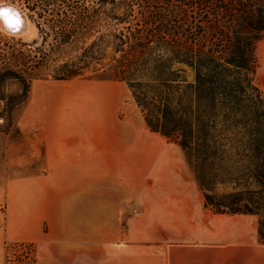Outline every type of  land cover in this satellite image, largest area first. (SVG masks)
<instances>
[{"label": "crops", "instance_id": "1", "mask_svg": "<svg viewBox=\"0 0 264 264\" xmlns=\"http://www.w3.org/2000/svg\"><path fill=\"white\" fill-rule=\"evenodd\" d=\"M256 57L264 93V39ZM59 97L34 92L20 121L9 161L42 169L0 187V264L6 243L32 244L35 264H264L258 217L206 208L184 152L126 108L123 83Z\"/></svg>", "mask_w": 264, "mask_h": 264}, {"label": "trees", "instance_id": "2", "mask_svg": "<svg viewBox=\"0 0 264 264\" xmlns=\"http://www.w3.org/2000/svg\"><path fill=\"white\" fill-rule=\"evenodd\" d=\"M22 1L42 39L32 48L43 57L18 52L6 59L0 49V82L22 83L19 103L28 98L26 75L32 69L47 71L55 81L91 72L90 77L127 84L147 127L184 152L206 208L220 215L257 216L264 244V152L262 162L247 174L260 189L250 190L240 182L243 178L212 166L224 158L210 146L220 122L228 131L236 130L248 111L258 116L264 93L256 83V48L264 39V0H171L157 11L152 10L157 3L147 0H97L93 5L84 0ZM79 43L74 58L48 56ZM175 65L189 69L194 82L181 80L183 71ZM13 67L24 68L26 75ZM217 183H234L245 191L218 199L212 194ZM12 244L32 247L26 259L36 263L32 244Z\"/></svg>", "mask_w": 264, "mask_h": 264}, {"label": "rangeland", "instance_id": "3", "mask_svg": "<svg viewBox=\"0 0 264 264\" xmlns=\"http://www.w3.org/2000/svg\"><path fill=\"white\" fill-rule=\"evenodd\" d=\"M88 5H93L97 0H84ZM144 2L145 0H138ZM150 2H156V9L153 11L162 10L167 8L171 0H147ZM4 3H13L18 6L26 17L29 19V12L25 7L24 1L22 0H0V5ZM30 23L33 25L34 34L32 36H27L26 40L20 38L19 36H11L0 30V49L3 54H5L6 59L11 57L12 53L17 54L22 52L24 57L31 55V57L37 56L39 60L42 59L41 52L36 51L32 48L34 41H37L36 46L41 45L40 32L37 29L36 25L29 19ZM29 40H28V39ZM88 42H91L88 41ZM82 44L79 43L76 46H67L61 52L53 55L51 52L48 53V56L59 57V61L67 60L74 58L79 54L78 48ZM35 47V46H34ZM48 50V46L45 47V50ZM2 60V59H1ZM13 63V61H7ZM174 69H180L183 72L181 73V80H184L186 83L190 84L194 82L193 73L181 66L175 65ZM13 71L16 73H23L24 68L16 69L13 67ZM47 71L41 70H28L26 79L30 83L31 90L29 91L28 98L19 103V99L22 95L23 85L18 80H5L0 82V187L4 189L8 180L12 178H22L34 175L38 172H41L42 166L40 163H34L30 166L20 167L16 166L13 163L15 162V156L12 157V160L9 161L10 154L16 155L19 151L22 153L23 147L25 146V138L22 133V129L19 124L25 110L30 106V101L34 92H39L44 96V98L55 99L57 97L63 98L62 96L66 94H71L75 90V86L78 84H88V83H97L102 81H107L98 77H90L91 72H87V77L77 78L70 81H55L51 77L47 76ZM125 90L129 92V106L127 109L137 108L138 111L144 116L142 110L136 104V101L133 97L132 91L129 86L123 83ZM82 92V90H81ZM1 98H11V102L7 103L2 101ZM12 103L13 109L10 111L8 109L9 104ZM170 103H175V95L170 97ZM58 107H66V103L63 101L59 103ZM260 109L258 116L251 114L249 111L246 113L244 118V125L239 126L238 129H226L219 119V125L217 128V133L214 132V138L210 141L211 151L216 152L218 155L224 158L223 161H215L212 166L218 170H229L236 175V178H243L242 184L247 185L250 190H258L260 187L253 182V180L247 177V174L256 168L259 165L264 152V98L259 105ZM242 119V117H239ZM145 119V117H144ZM17 148V149H16ZM8 150H11L10 153ZM222 158V159H223ZM238 180V179H237ZM240 191H245L243 186L237 187L234 183L232 184H215L212 194H214L218 199L226 195L237 193ZM203 192V191H202ZM204 194V193H203ZM6 206L5 197L2 196L1 199V211H4ZM29 245L27 243H24ZM34 248V246H33ZM4 264H30L28 263L27 253L32 252V247H19L15 246L12 243L5 244L4 251ZM9 260V262H7Z\"/></svg>", "mask_w": 264, "mask_h": 264}, {"label": "bare ground", "instance_id": "4", "mask_svg": "<svg viewBox=\"0 0 264 264\" xmlns=\"http://www.w3.org/2000/svg\"><path fill=\"white\" fill-rule=\"evenodd\" d=\"M1 6L6 8V10L0 14V22L4 28L10 29L12 25L17 27L24 22L25 29L21 34H19L21 35L19 37L26 40L27 36H32L34 34L33 25L30 23V21L20 8H18L17 6H12L10 3H4Z\"/></svg>", "mask_w": 264, "mask_h": 264}, {"label": "water", "instance_id": "5", "mask_svg": "<svg viewBox=\"0 0 264 264\" xmlns=\"http://www.w3.org/2000/svg\"><path fill=\"white\" fill-rule=\"evenodd\" d=\"M6 4V3H5ZM12 6H16L15 4H13V3H10ZM18 7V6H17ZM19 8V7H18ZM6 10V8L5 7H3V6H1L0 5V14L3 12V11H5ZM22 10V9H21ZM28 18V17H27ZM29 20V19H28ZM25 25H24V22L21 24V25H19V26H17V27H15L14 25H12V27H10V29L8 28H4L2 25H1V22H0V30L1 31H3L4 33H6V34H8V35H11V36H21V35H19V34H21L23 31H24V29H25V27H24Z\"/></svg>", "mask_w": 264, "mask_h": 264}]
</instances>
